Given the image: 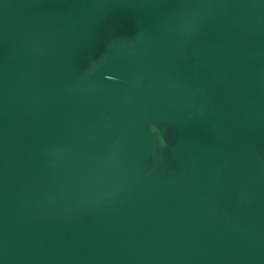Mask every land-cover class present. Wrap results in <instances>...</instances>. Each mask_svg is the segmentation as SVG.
Segmentation results:
<instances>
[{
    "label": "water",
    "instance_id": "obj_1",
    "mask_svg": "<svg viewBox=\"0 0 264 264\" xmlns=\"http://www.w3.org/2000/svg\"><path fill=\"white\" fill-rule=\"evenodd\" d=\"M0 264H264V0H0Z\"/></svg>",
    "mask_w": 264,
    "mask_h": 264
}]
</instances>
